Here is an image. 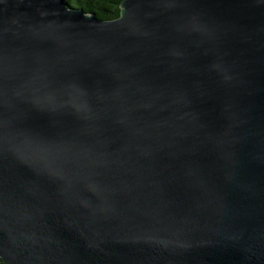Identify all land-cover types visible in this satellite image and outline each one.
Returning <instances> with one entry per match:
<instances>
[{
  "label": "water",
  "instance_id": "1",
  "mask_svg": "<svg viewBox=\"0 0 264 264\" xmlns=\"http://www.w3.org/2000/svg\"><path fill=\"white\" fill-rule=\"evenodd\" d=\"M5 264H264V0H0Z\"/></svg>",
  "mask_w": 264,
  "mask_h": 264
},
{
  "label": "trees",
  "instance_id": "2",
  "mask_svg": "<svg viewBox=\"0 0 264 264\" xmlns=\"http://www.w3.org/2000/svg\"><path fill=\"white\" fill-rule=\"evenodd\" d=\"M72 9H80L87 14L96 15L97 18L110 21L121 16V5L124 0H63ZM0 264H5L0 259Z\"/></svg>",
  "mask_w": 264,
  "mask_h": 264
}]
</instances>
